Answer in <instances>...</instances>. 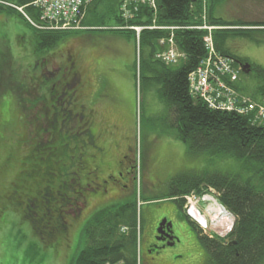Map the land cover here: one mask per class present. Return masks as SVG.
<instances>
[{
  "label": "rangeland",
  "instance_id": "374dc122",
  "mask_svg": "<svg viewBox=\"0 0 264 264\" xmlns=\"http://www.w3.org/2000/svg\"><path fill=\"white\" fill-rule=\"evenodd\" d=\"M203 1L208 8V0H202V4ZM213 7V17L259 26L232 27L231 30L264 29V0H219ZM118 16L124 20L120 14ZM113 27L114 24H109L106 28L118 29ZM134 28L136 26L123 28L128 30L123 35L98 31L69 33L55 47L39 51L35 32L20 16L0 13V264H71L84 247L82 232L93 214L104 207L131 200L130 196L98 206L91 202L85 211L69 220L66 235L53 247H45L33 235L30 224L21 219L18 209L3 198L9 195L12 182L22 171L20 162L31 147L49 138L43 129L33 136L35 127L29 125L37 102L29 86L40 70V67L35 70V59L45 56L49 65L57 68L70 52L88 81L81 101L93 112V129L98 132L97 140L105 153L101 161L110 169L118 170L122 155H129L127 149H132L130 156L136 165V180L131 195H136V211H140L141 264H208V256L195 230L180 217L176 203L171 199H156L167 194L169 181L180 173L234 174L239 172L240 166L229 156H188L185 145L175 137L176 130L169 127L171 117L156 86L143 83L142 76L149 77V74L142 68L138 42L133 36L134 33L139 39L142 32L138 31L137 35ZM167 29L175 30L172 26ZM253 32L248 37L234 38L230 45L233 53L264 69V31ZM142 51L147 54L149 50L142 48ZM238 85L242 93L254 96L262 83L249 72L240 74ZM38 122L47 124L44 117ZM199 197L197 193L185 197V206L192 210L201 226H208V231H204L206 236L222 240L231 233L227 232L230 225L233 231L235 222L218 210L215 213L204 210L209 202L197 201ZM165 218L171 223L175 242L155 250L156 226Z\"/></svg>",
  "mask_w": 264,
  "mask_h": 264
},
{
  "label": "trees",
  "instance_id": "16d2710c",
  "mask_svg": "<svg viewBox=\"0 0 264 264\" xmlns=\"http://www.w3.org/2000/svg\"><path fill=\"white\" fill-rule=\"evenodd\" d=\"M0 1L19 7H26L30 3V0ZM122 1L93 0L86 8L83 27L88 28L86 31L123 35L128 31L105 29H108L106 27L109 24L115 27H147L152 24L151 11L145 6H139L136 18L127 23L121 20L118 8ZM218 3L219 0H208L209 24L259 27L246 25L240 20L213 17V6ZM156 5V24L180 28L174 30L173 38L185 59L177 67H167L155 61L153 57L159 50L158 42L168 38L170 33L143 31L138 43L139 58L144 72L149 74V77L142 76L143 83L156 86L159 98L171 117L166 114L169 127L176 130L175 137L185 145L188 156H229L240 166L239 172L234 174L180 173L169 181L167 194L160 199L179 200L191 192L202 194L201 189L215 190L218 203L234 216L235 224L228 243L202 238L197 234L208 256V264H264V127L252 125L246 117L211 110L188 93L187 77L205 56L202 43L205 32L189 29L202 24V0H156ZM2 12L15 13L0 4ZM27 12L31 13L30 9ZM253 31L261 32L264 29L213 32V46L221 56L241 66L249 64L247 59L233 53L230 41L236 37H248ZM34 32L39 51L55 47L69 33H77ZM133 36L135 39L134 33ZM142 48H147L148 53L145 54ZM249 65L250 72L262 83L257 87L255 95L250 97L259 99L264 97V69ZM235 88L242 92L238 84ZM50 104L52 98L48 102ZM52 105L49 106L50 112H55ZM57 110L61 123L51 120L46 124V129L43 126L35 128L34 131L38 133L43 129L49 138L31 147L29 154L20 162L22 171L17 180L12 182L9 195L3 197L18 209L21 219L30 224L33 235L45 247H53L59 238L66 235L69 220L77 217L74 214V147L71 149L74 136L67 130L70 113L62 106ZM164 124L167 123L164 121ZM79 150L82 151V147ZM11 162L9 158L8 163ZM135 199L136 195L133 194L130 201H119L121 203L104 207L93 214L82 232L84 247L78 251L71 264H141V255L139 263L137 261L138 248L141 252V221ZM175 203L181 210L183 200ZM188 224L193 227L191 223ZM137 226L139 231L136 230ZM121 228H126L127 232H121Z\"/></svg>",
  "mask_w": 264,
  "mask_h": 264
},
{
  "label": "flooded vegetation",
  "instance_id": "af4514ba",
  "mask_svg": "<svg viewBox=\"0 0 264 264\" xmlns=\"http://www.w3.org/2000/svg\"><path fill=\"white\" fill-rule=\"evenodd\" d=\"M34 67L36 71L39 67L40 70L37 76L31 80L29 86L34 93L33 96L37 97L36 111L33 113V122L29 124L30 127L39 129L43 126L45 128V125L38 122L42 117L45 118L46 123L51 120L61 123V119L57 115L59 113L57 108L60 109L61 106L65 108L66 112L70 113L67 130L74 136L72 146L74 147L72 156L74 163L73 186L76 201L74 203V214L80 215L91 202L98 206L102 202L133 197L131 192L136 180V165L130 156L132 149H127L129 155H122L120 169L118 170L110 169L106 163L104 164L101 161L100 157H103L105 153L97 140L98 132L93 129L91 119V113L93 112H90L85 103L81 101L83 90L89 86L88 81L78 68L71 52L68 53L67 57H64L57 68H55V65H49L46 57L35 59ZM51 98L53 105H50H52V110H55V112H50L48 102ZM37 135L38 131L33 134V136ZM79 147H82V151L79 150ZM165 220V226H160L162 221L158 222L156 226L155 250L174 245L175 240L172 236V229L167 226V218Z\"/></svg>",
  "mask_w": 264,
  "mask_h": 264
},
{
  "label": "built area",
  "instance_id": "2783aa9c",
  "mask_svg": "<svg viewBox=\"0 0 264 264\" xmlns=\"http://www.w3.org/2000/svg\"><path fill=\"white\" fill-rule=\"evenodd\" d=\"M91 2L92 0H31L29 6L34 10L37 19L36 21L26 19L38 31H79L83 29L82 22L85 8ZM139 6L147 7L154 15L157 12L156 0H126L120 7L122 17L131 19L138 11ZM17 10L23 13L22 8ZM142 29L134 28V31L138 34V31ZM148 29L157 28L149 27ZM194 29L205 31L207 34L202 39L205 56L197 68L187 77L189 95L202 101L211 110L250 117L252 125L264 127V99L259 103L252 101L250 98L239 94L232 86L238 80V71L233 68L232 61L220 56L213 46L212 31L217 28L208 26L203 22L201 26ZM161 44H163V41ZM181 57L183 55L177 52L172 36L167 41V49L156 55L158 60L167 65L176 64ZM210 194L212 196H204L200 199L204 203L209 202V206H205L204 210L213 213L218 210L225 218H231L233 222V217L215 203L217 198L215 192L210 190ZM213 199H215L214 202ZM194 203H196V200H194ZM188 204L190 203L187 200ZM189 212L193 216L190 208ZM193 219L200 224L195 216H193ZM231 226L227 230L228 233L231 232ZM200 227L203 233L206 230L208 231L207 225L201 226L200 224Z\"/></svg>",
  "mask_w": 264,
  "mask_h": 264
},
{
  "label": "water",
  "instance_id": "95a60500",
  "mask_svg": "<svg viewBox=\"0 0 264 264\" xmlns=\"http://www.w3.org/2000/svg\"><path fill=\"white\" fill-rule=\"evenodd\" d=\"M248 68H249V66L248 65H245L244 67H243V72L244 73H248ZM247 69V70H246ZM246 70V71H245ZM166 225V220L164 219L161 223H160V226H165ZM167 226L168 227H171V224H167Z\"/></svg>",
  "mask_w": 264,
  "mask_h": 264
}]
</instances>
